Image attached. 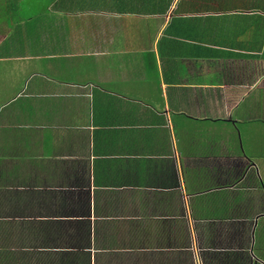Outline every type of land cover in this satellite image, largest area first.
Wrapping results in <instances>:
<instances>
[{
	"label": "crops",
	"instance_id": "crops-1",
	"mask_svg": "<svg viewBox=\"0 0 264 264\" xmlns=\"http://www.w3.org/2000/svg\"><path fill=\"white\" fill-rule=\"evenodd\" d=\"M0 86V264H264V0H0Z\"/></svg>",
	"mask_w": 264,
	"mask_h": 264
},
{
	"label": "trees",
	"instance_id": "trees-1",
	"mask_svg": "<svg viewBox=\"0 0 264 264\" xmlns=\"http://www.w3.org/2000/svg\"><path fill=\"white\" fill-rule=\"evenodd\" d=\"M237 139V138H236ZM236 173V172H235ZM237 173H240L242 176L241 183L232 182L234 184L233 186L230 184L229 186H232L233 189H231L228 186H225L224 189V208L223 211H230L233 210V213H236L237 215H241L243 217L244 215L251 214L253 211H255V214L261 215V218L259 220V226L257 228V235H256V244L254 248V253L258 256L263 258L262 256V248H263V242H264V225L262 223V218H264V208H255V198H261L264 199V182L260 178V175L258 174L257 168H255L252 163H249L246 166H241V168L237 169ZM246 175V177H245ZM243 177H245L243 179ZM236 183V188H235ZM257 185V191L249 194V186L248 185ZM254 193V194H253ZM254 195V196H253ZM262 196V197H261ZM232 207V208H231ZM213 210V209H212ZM212 210L208 209V212L210 213ZM214 213V210H213Z\"/></svg>",
	"mask_w": 264,
	"mask_h": 264
},
{
	"label": "rangeland",
	"instance_id": "rangeland-1",
	"mask_svg": "<svg viewBox=\"0 0 264 264\" xmlns=\"http://www.w3.org/2000/svg\"><path fill=\"white\" fill-rule=\"evenodd\" d=\"M7 88V87H3L0 86V90ZM247 128L246 127H242V132H241V137L242 140L245 144L246 150L248 153L252 152V150L250 149V144L252 143H256V147L259 148L262 152H264V150L262 149L263 147V142H264V125H255V132L254 134L256 135V139H252L250 137V134L246 131ZM257 137H261V140H257ZM260 139V138H259ZM264 158L263 159H256V163L258 166V174L260 175V177L262 179H264ZM264 197V194H262ZM262 197V196H261ZM255 208H264V199L261 198H255ZM262 256H263V251H261Z\"/></svg>",
	"mask_w": 264,
	"mask_h": 264
}]
</instances>
